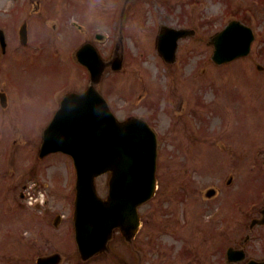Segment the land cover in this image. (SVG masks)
I'll return each instance as SVG.
<instances>
[{"label": "rangeland", "instance_id": "1", "mask_svg": "<svg viewBox=\"0 0 264 264\" xmlns=\"http://www.w3.org/2000/svg\"><path fill=\"white\" fill-rule=\"evenodd\" d=\"M65 1L42 0L41 12L35 15L33 11L39 7V0H0V28L5 31L8 41L7 56L2 58L0 53V89L6 88L11 94V109L5 112L12 115V124L4 126L9 120L0 121V138H5L0 141V206L3 201L18 204L17 193L21 185L29 178L40 177L47 181L45 188L51 207L47 226V219H43L37 228H33L41 245H27L26 250L33 253L25 258L24 255L18 258L0 252V264H36L38 255H49L55 251L63 255L60 264H81L69 232L73 195L69 196L70 200L67 195L72 188L74 171L59 154L38 160L36 140L44 120L42 106L37 102L42 99L47 103L49 94L61 83V79L51 78L68 73L65 64L71 77L66 83L67 90L74 87V74L79 73L81 84L86 82L83 70L68 65L75 48L86 41L95 44L104 59L112 58L114 52L119 53L123 48V70L116 73L108 71L101 86L103 95L119 119L141 116L155 124L164 141L158 158V172L166 185L140 210L144 221L135 244L143 251V264H224L223 250L229 246L237 247L248 232L250 219L257 216L258 210L264 206V192L260 198L264 190V122L255 119L264 114L258 111L264 104V3L259 0L258 4L256 0H136L128 5L127 19L120 29L122 0H74V7L63 11L62 16L75 14V6L81 1L79 17L69 19L68 16V22H62L52 16L50 9L60 8ZM36 16L46 19L39 22L43 27L38 28V34ZM237 16L255 30L251 53L238 62L216 66L211 61L212 48L208 42L228 19L240 20ZM23 19L30 22L26 47L15 38ZM71 20L78 21L83 31L72 28ZM163 24L196 30L194 36L180 41L177 61L171 65L165 64L155 49V37ZM63 31H67V39ZM98 32L106 36L100 43L94 41ZM72 50L69 57L68 51ZM258 65L262 66L263 72H259ZM3 72L7 74L6 81ZM245 80L251 82L245 84ZM232 86L255 98L252 106H240L239 101V110L232 120L229 118L227 121V114L224 117L221 107L226 106L223 99L229 96L228 89ZM234 87L232 94L238 95ZM155 89L163 92L162 97L158 95L159 101L155 100ZM19 97L23 101L20 109ZM198 100H201V105ZM254 106L256 110H249L252 116L247 115V108ZM230 108L235 106L230 104ZM0 113L4 111L0 109ZM227 113L232 115V112ZM247 116L252 118L248 121ZM234 118L238 119L236 125ZM214 147L224 158L211 164L216 159L215 156L209 158ZM5 148L8 150L3 158ZM10 150L13 155L7 154ZM175 151L179 152L176 154ZM206 162L208 171L204 170L207 173L203 174L201 166ZM169 170L176 172L178 179L175 184L170 182L172 175ZM191 175L194 177L191 182H197L190 183L189 189L194 194L185 196L184 189H179L180 180L190 181ZM229 177H233L235 182L232 187L225 185ZM55 179L61 191L55 187ZM96 184L99 195L104 198L107 175L99 178ZM239 185L237 219L226 217L222 210L219 215L213 214V221H204L203 215L211 213L219 202H230L234 187ZM211 186L219 188L222 194L212 201L201 200L199 191ZM250 199L256 207L242 203ZM57 214H63L66 219L54 229L50 222ZM225 219L227 221L218 228ZM29 227L27 225L23 229ZM8 231L13 235L8 236L7 233L10 241L5 242V246L13 252L10 249L17 233L14 228ZM0 235L3 239L2 232ZM251 236L245 248L247 258L263 259L264 227L254 228ZM112 247L128 262L135 264L134 257L119 236ZM186 247L191 248L189 262L185 257ZM89 264L116 263L112 259L97 257Z\"/></svg>", "mask_w": 264, "mask_h": 264}, {"label": "water", "instance_id": "2", "mask_svg": "<svg viewBox=\"0 0 264 264\" xmlns=\"http://www.w3.org/2000/svg\"><path fill=\"white\" fill-rule=\"evenodd\" d=\"M185 33L164 29L159 35V51L169 62L173 60L175 41ZM250 41L248 30L232 24L213 39L214 59L225 62L245 55ZM168 44L170 49H167ZM80 53L81 60L92 69L93 82H97L103 64L91 48ZM101 101L90 88L74 99L77 110L72 112L70 105L63 102L60 113L45 132L42 150V154L61 150L75 159L78 172L76 221L84 259L104 248L114 228L133 234L139 223L137 207L149 200L155 189L154 135L140 120L118 123ZM72 102L70 99L68 104ZM106 172L111 176L109 194L103 201L96 195L94 179Z\"/></svg>", "mask_w": 264, "mask_h": 264}]
</instances>
